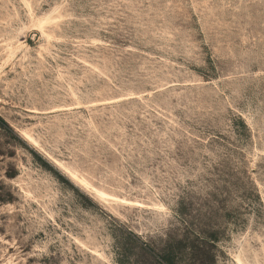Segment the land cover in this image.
Returning <instances> with one entry per match:
<instances>
[{
	"label": "rangeland",
	"instance_id": "rangeland-1",
	"mask_svg": "<svg viewBox=\"0 0 264 264\" xmlns=\"http://www.w3.org/2000/svg\"><path fill=\"white\" fill-rule=\"evenodd\" d=\"M165 249L264 264V0H0V264Z\"/></svg>",
	"mask_w": 264,
	"mask_h": 264
},
{
	"label": "trees",
	"instance_id": "trees-1",
	"mask_svg": "<svg viewBox=\"0 0 264 264\" xmlns=\"http://www.w3.org/2000/svg\"><path fill=\"white\" fill-rule=\"evenodd\" d=\"M159 259L163 264H177V258L169 249H165L164 252L160 253Z\"/></svg>",
	"mask_w": 264,
	"mask_h": 264
},
{
	"label": "bare ground",
	"instance_id": "bare-ground-1",
	"mask_svg": "<svg viewBox=\"0 0 264 264\" xmlns=\"http://www.w3.org/2000/svg\"><path fill=\"white\" fill-rule=\"evenodd\" d=\"M37 24H39V26H40V21H38V23ZM83 180V179H82ZM96 193H98L99 195H103L100 191H98V190H94ZM106 196V195H105ZM238 257V256H237ZM239 259V258H238ZM238 262H240L241 263V261H238Z\"/></svg>",
	"mask_w": 264,
	"mask_h": 264
}]
</instances>
